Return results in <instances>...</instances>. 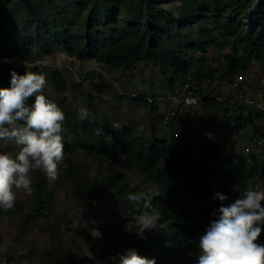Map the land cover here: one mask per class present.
Masks as SVG:
<instances>
[{
  "label": "trees",
  "instance_id": "trees-1",
  "mask_svg": "<svg viewBox=\"0 0 264 264\" xmlns=\"http://www.w3.org/2000/svg\"><path fill=\"white\" fill-rule=\"evenodd\" d=\"M255 1L0 0V59L33 51L50 57L61 49L70 57L112 69L129 71L139 62H149L158 68L172 93H178L175 83L180 88L185 82L199 81L216 72L209 66L206 54L223 43L231 46L228 54L223 55L225 70L219 73L220 78L241 74L253 62L264 66V0L256 4ZM168 4H177L176 13L165 7ZM252 8L261 11L252 13ZM99 80H103L101 76ZM50 82L59 95L67 90L68 83L58 71L51 74ZM91 86L98 95L108 90L102 82ZM6 87H10V75L0 67V88ZM145 96L136 101L153 105ZM33 100L28 101L29 106ZM203 104L224 110L223 126L228 134H238L251 124L252 115L238 112L231 116L221 102L204 98ZM59 107L65 114L63 131L68 134L63 141L67 168L61 166V175L73 185L84 215L81 218L84 232L87 236L91 234L93 223L104 211L103 204L95 199L99 191L108 195L106 201H123L132 219L139 214L134 209H145L141 207L142 201L137 204L127 200L128 194H153L161 228L154 237L146 230V239L139 238L136 232L128 233L126 246L136 249L141 256L154 258L156 264H197L201 254L199 237L216 218L212 216L213 210L218 215L221 206L220 201L212 199L213 195L216 192L226 195L224 203L228 206L242 197L249 185L253 188L258 179L264 184L263 160L236 161L216 142L205 143L199 151V161L194 163L189 158L192 146L180 139L159 138L153 130L152 136L142 139L133 136V129L128 126L118 129L105 121L79 120L62 100ZM263 115L260 112L254 116ZM166 127L172 131L169 125ZM204 127L217 128L208 122ZM97 129H102V133L97 135ZM109 135L111 141L107 140ZM74 155L97 162L113 161L123 168L118 171L111 167L100 177L90 179L80 174L81 167ZM126 170L137 171L154 192L142 189L138 193ZM48 181L41 175L35 184L36 192L21 229L27 225L26 221L38 219L49 209ZM16 207L17 203L8 212L0 210V216L12 215ZM263 241L264 232L259 242ZM31 250L24 240L14 238L4 253V264H23ZM43 254L44 260L37 264H89L72 248L51 246ZM116 255L98 257L99 264H112L109 257Z\"/></svg>",
  "mask_w": 264,
  "mask_h": 264
},
{
  "label": "rangeland",
  "instance_id": "rangeland-1",
  "mask_svg": "<svg viewBox=\"0 0 264 264\" xmlns=\"http://www.w3.org/2000/svg\"><path fill=\"white\" fill-rule=\"evenodd\" d=\"M176 6L177 4H168L165 7L176 13ZM257 11L260 12L261 9H251L252 13ZM230 46L231 43H223L220 48L211 49L206 54L209 66L215 68L218 74L225 70L222 58L223 55L228 54ZM4 60L0 59V67L9 75L12 70L21 75L26 71L45 74L47 83L42 94L58 106L60 100L64 101L79 120L95 123L105 121L110 125H119L116 127L118 129L128 126L133 129V136L142 139L152 136L150 135L152 130L159 138L170 140L173 137L172 131L164 126L160 119L162 113L172 105L171 98L177 96L178 93H172L165 85L158 68L149 62H139L129 71L112 69L91 60L81 61L70 57L61 49H57L50 57L33 51L13 55L7 59V63ZM54 71L60 72L68 83L63 95L55 93L51 86L50 79ZM99 76L102 77V81L99 80ZM241 77L248 83L256 105L249 104L240 108L238 112L244 116L252 115L251 124L238 134H228L223 126L226 119L224 110L201 104L195 116L186 122V132L177 137L185 144L192 146V152L189 155L192 162L199 161V151L205 143L209 142H216L225 154L236 161L243 158L248 159L245 145L250 138L260 135L264 129V115L260 118L254 116L260 112L264 114V66L259 62H253L245 72L241 73ZM95 82H102L108 90L102 95L96 94L91 86V83ZM174 87L178 92L180 88L176 83ZM144 95L153 105L136 101L138 97ZM81 108L88 109L87 119L80 118ZM207 122L214 124L217 128L215 130L205 129ZM61 134L65 141L68 137L67 132L62 131ZM20 147L14 142L0 141V151L11 154L13 158ZM74 160L81 167L80 174L90 179L100 177L111 167H115L118 171L123 168L113 161L97 162L84 155H74ZM125 173L128 175L130 184L136 186L138 193L142 189L154 192L152 185L142 175L137 174V171L126 170ZM41 175L45 180L48 179L43 171H32V194L28 195L22 190H17L16 209L10 216H0V264L6 262L4 253L14 238L24 240L32 248L30 253H27L23 264L42 262L44 260L43 251L51 246L72 248L89 264H99L98 257L100 256L124 253L127 250L126 236L128 233H134L137 226L128 214L124 202L117 199L106 201L108 195L101 194L99 191V196L95 199L103 204L104 211L99 213L93 223L91 234L87 236L81 221L84 215L76 200L73 185L61 174L57 180L47 182L50 192L49 209L45 210L38 219L26 221L27 225L21 229L23 220H27L30 201L36 192L35 184ZM252 189L264 190L262 180L258 179ZM223 204L227 205L224 202ZM160 228L161 224L157 223L156 228L147 231L154 237Z\"/></svg>",
  "mask_w": 264,
  "mask_h": 264
},
{
  "label": "clouds",
  "instance_id": "clouds-1",
  "mask_svg": "<svg viewBox=\"0 0 264 264\" xmlns=\"http://www.w3.org/2000/svg\"><path fill=\"white\" fill-rule=\"evenodd\" d=\"M5 63L8 60L5 58ZM10 87L0 88V141L14 142L21 146L15 158L7 152H0V210L8 212L15 206L17 190L31 195L33 192L31 172L41 170L49 181H55L61 174V166L67 168L64 160L63 121L61 108L42 94L47 83L45 74L26 71L10 72ZM34 98L29 106L28 101ZM87 108L80 109V118L87 119ZM114 128L119 125L114 124ZM96 134L102 129L95 130ZM111 141V136L107 137ZM153 194L129 193L127 200L140 204L134 209L136 235L146 239V230L156 228L160 218L153 206ZM159 196V193H155ZM213 200L221 206L213 210L216 217L199 237L200 255L197 264H264V243L260 237L264 228V190H253L249 185L243 196L228 206V199L216 192ZM112 264H156L129 248L123 254L110 256Z\"/></svg>",
  "mask_w": 264,
  "mask_h": 264
},
{
  "label": "built area",
  "instance_id": "built-area-1",
  "mask_svg": "<svg viewBox=\"0 0 264 264\" xmlns=\"http://www.w3.org/2000/svg\"><path fill=\"white\" fill-rule=\"evenodd\" d=\"M248 86L240 73L220 78L214 72L202 80L185 82L177 96L171 98L172 105L162 113V124L171 127L173 137H179V134L186 132V122L195 116L204 98L223 103L228 108L229 115L235 116L240 108L249 104L256 105ZM245 148L249 161L263 160L264 129L260 135L250 138Z\"/></svg>",
  "mask_w": 264,
  "mask_h": 264
},
{
  "label": "water",
  "instance_id": "water-1",
  "mask_svg": "<svg viewBox=\"0 0 264 264\" xmlns=\"http://www.w3.org/2000/svg\"><path fill=\"white\" fill-rule=\"evenodd\" d=\"M256 3H259V1H258V0H257V1H255V4H256ZM253 7H254V6H253Z\"/></svg>",
  "mask_w": 264,
  "mask_h": 264
},
{
  "label": "crops",
  "instance_id": "crops-1",
  "mask_svg": "<svg viewBox=\"0 0 264 264\" xmlns=\"http://www.w3.org/2000/svg\"><path fill=\"white\" fill-rule=\"evenodd\" d=\"M240 132H241V131H240ZM240 132H239V133H240Z\"/></svg>",
  "mask_w": 264,
  "mask_h": 264
}]
</instances>
